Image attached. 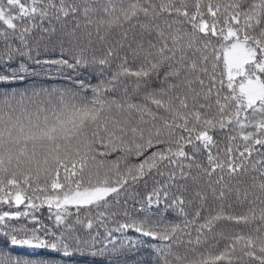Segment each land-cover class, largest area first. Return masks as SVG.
<instances>
[{
    "label": "snow or ice",
    "instance_id": "1",
    "mask_svg": "<svg viewBox=\"0 0 264 264\" xmlns=\"http://www.w3.org/2000/svg\"><path fill=\"white\" fill-rule=\"evenodd\" d=\"M145 246L264 264V0H0V264Z\"/></svg>",
    "mask_w": 264,
    "mask_h": 264
},
{
    "label": "trees",
    "instance_id": "2",
    "mask_svg": "<svg viewBox=\"0 0 264 264\" xmlns=\"http://www.w3.org/2000/svg\"><path fill=\"white\" fill-rule=\"evenodd\" d=\"M36 215L39 216L45 224L51 226V221L47 219L48 212L46 208L41 209L39 212L36 213ZM141 239H146V238H141ZM149 252L150 250L147 249V246H145V248H142L140 250V252L136 255V257H128L129 264H136V261H147L149 259ZM109 259H113V258L95 255L94 252L88 251V252L78 253L76 257H74L71 261H66L64 262V264H101V262H103V264H108ZM115 259L123 261L124 257H117ZM113 264H115V260H113Z\"/></svg>",
    "mask_w": 264,
    "mask_h": 264
}]
</instances>
